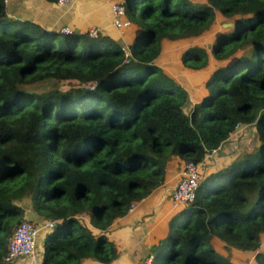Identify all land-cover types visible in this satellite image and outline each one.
Returning <instances> with one entry per match:
<instances>
[{"label": "trees", "instance_id": "1", "mask_svg": "<svg viewBox=\"0 0 264 264\" xmlns=\"http://www.w3.org/2000/svg\"><path fill=\"white\" fill-rule=\"evenodd\" d=\"M123 3L135 27L126 56L106 33L49 28L0 0V264L25 196L38 218L29 221H53L39 264H111L113 219L162 184L171 157L203 164L237 124L251 125L254 149L202 172L193 200L134 264H233L213 237L264 264V0ZM216 11L232 19L227 30L209 50L188 44L179 55L192 69L216 63L190 103L154 59L162 40L200 35ZM44 79L58 86L26 87Z\"/></svg>", "mask_w": 264, "mask_h": 264}, {"label": "crops", "instance_id": "2", "mask_svg": "<svg viewBox=\"0 0 264 264\" xmlns=\"http://www.w3.org/2000/svg\"><path fill=\"white\" fill-rule=\"evenodd\" d=\"M13 1H16L17 3L15 7L16 10H14L15 13L13 15L29 17L49 28L60 29L63 26H67L69 29L75 28L84 30L88 29L87 26H89L90 24L98 26V28L101 30L100 32L106 33L111 37H115L114 33H116V29L114 28L112 23L110 9L111 3L114 0H71L62 4H59L57 2L50 3L46 0H8L7 4L9 5L11 2L13 3ZM26 2L34 5V7L31 8L34 11V13L33 11L31 12L32 15H30L27 11L28 8L26 7ZM8 12L10 13L11 10L9 9ZM168 41L171 40H162L161 48L163 47L164 43H169ZM159 55L160 54H158L157 57ZM209 61L210 56L208 57V62ZM204 68L205 66L199 68L200 70L191 69V72H200L198 74H201V70ZM207 71L205 74H201L203 80H205L210 73H208ZM165 73L171 76L173 79H176L174 78V75L170 73V71H165ZM203 89L204 88H201V91H203ZM244 126L245 125H242V127ZM241 133L238 134L240 135ZM233 137L245 138L246 132H244V134H242L241 136H238L237 134L234 136H229V138L227 139V143ZM218 148L207 153L204 156L202 164L203 173L221 168L233 159L229 158L231 157L230 152H227L228 157H226L225 153ZM183 161L184 160L178 156L171 157L166 163L162 184L154 188L144 198L135 201L132 210L127 211L124 215L113 219L111 226L106 231L107 238L115 244V248L117 251L116 258L111 264L136 263L140 258L145 257L149 246L155 243L165 234L167 230V221L175 211V209H172L170 207L169 193L172 190L177 178L179 177V171ZM24 208L25 210L23 213V217H32L30 219L35 221L38 220L36 214H34L29 209V206ZM83 222H87L86 218H83ZM40 230L37 237L38 244L40 240L43 239L45 234V232ZM219 240V238L213 237V245L215 241ZM223 245L224 248L227 247V252H222L219 248L217 249V246L215 245L214 247L220 253L226 255L233 264H235L233 254H243L246 256L248 255L253 260L252 264H256L253 258L254 252L241 250L225 244ZM39 247L41 249V244H39ZM258 250L264 251V233H261L260 235ZM22 259L24 261H21ZM20 261L21 263H19ZM8 264H27V262L25 257L18 256L13 262H10ZM37 264H39V260L37 261ZM79 264L100 263L92 259H84Z\"/></svg>", "mask_w": 264, "mask_h": 264}, {"label": "rangeland", "instance_id": "3", "mask_svg": "<svg viewBox=\"0 0 264 264\" xmlns=\"http://www.w3.org/2000/svg\"><path fill=\"white\" fill-rule=\"evenodd\" d=\"M192 1H204V0H192ZM25 4L27 5L26 7L28 8L27 11L29 12L30 15H32L31 12L33 11V9L31 8H33L34 5L29 4L28 2H26ZM16 5H17L16 1H13V3L11 2L9 5L7 4V9L11 10L10 12L11 14L15 13L14 10H16L15 9ZM231 23H232L231 18L223 16L216 11L212 23L200 35H197L195 37L177 39L173 41L171 40V41H168L169 43H166V44L164 43L159 53L160 55L156 59H154V61L158 64V66L161 69L164 70V72L170 71V73L174 75V78H176L175 81L178 82V84H180V86L184 88V90L186 91L190 103L197 102L203 96L204 89L203 91H201V88H203L204 80L202 79L203 77L201 74H205L207 70H208L207 72L209 73L216 63H213V60L210 57V61L208 62L207 66H205V68L201 70V74H198L200 72L198 73L191 72L192 68L184 67L180 63L179 55H180L181 50L188 44H197L200 46H204L207 50H209L210 45L215 38V35L221 30H227V28L231 25ZM90 27H95L97 29V32L101 31L96 25L89 24L87 28H90ZM114 28L116 29L115 30L116 33H114L115 37H112V38L115 39L117 42H119L122 45V47L125 48L126 50L128 43L132 40L133 35H134L132 30L135 27L132 24V21L129 23V25H126L120 28H117L114 26ZM57 86H58V82L55 79H44V80H39L32 84H29L26 87L33 91H41V90L55 88ZM63 86L66 87L68 86V84L63 83ZM244 132H246L245 138L244 137L243 138L233 137L230 139V141H228V143H227V140L224 141L218 149L219 150L221 149L225 153L226 157H228L227 152H230L231 157L229 158H233V159L238 157L241 153L246 152L247 150L254 149L253 145H254L255 137H254V133H253V129L251 128V125H245L244 127H242L241 125V127H239L236 130V134L241 133L240 135L238 134V136H241L242 134H244ZM231 136H234V135L232 134ZM19 203L23 207H28L30 205L29 198L26 196L20 198ZM29 218H32V217H29ZM41 243H42V240H40L39 244ZM39 244L36 241V246H35L36 253L32 261L29 258L25 257L27 264H37V261H38L37 257L39 258V253H40ZM223 244L225 243L220 240L214 242V245L217 246L216 247L217 249L219 248L222 252H227V247L224 248ZM233 255H234L233 259L235 261V264H252L253 262V260L248 255L247 256L243 254H233ZM14 260H12V262ZM21 261H24V260L22 259ZM21 261L19 263H21Z\"/></svg>", "mask_w": 264, "mask_h": 264}, {"label": "built area", "instance_id": "4", "mask_svg": "<svg viewBox=\"0 0 264 264\" xmlns=\"http://www.w3.org/2000/svg\"><path fill=\"white\" fill-rule=\"evenodd\" d=\"M71 0H56L57 3L62 4ZM124 0H114L111 3V19L115 27L120 28L129 25L130 21L125 17ZM60 30H69L67 26H63ZM89 35L95 36L97 29L90 27L87 29ZM124 55H128L127 49L123 48ZM241 127L240 124L235 125L233 134ZM213 151V150H212ZM202 174V162H194L192 160H185L179 171L172 190L169 193V203L172 209H178L186 203L193 200L195 190L198 185L199 178ZM134 202L129 204L127 211L132 210ZM53 221H45L42 224H34L27 218H22L13 228L6 244V252L4 255V262L10 263L18 256L34 259L36 253V237L41 228H50Z\"/></svg>", "mask_w": 264, "mask_h": 264}, {"label": "water", "instance_id": "5", "mask_svg": "<svg viewBox=\"0 0 264 264\" xmlns=\"http://www.w3.org/2000/svg\"><path fill=\"white\" fill-rule=\"evenodd\" d=\"M103 264H107V263H103Z\"/></svg>", "mask_w": 264, "mask_h": 264}, {"label": "clouds", "instance_id": "6", "mask_svg": "<svg viewBox=\"0 0 264 264\" xmlns=\"http://www.w3.org/2000/svg\"><path fill=\"white\" fill-rule=\"evenodd\" d=\"M176 210V209H175Z\"/></svg>", "mask_w": 264, "mask_h": 264}]
</instances>
